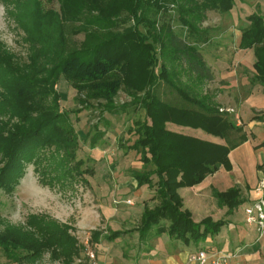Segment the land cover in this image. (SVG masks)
Listing matches in <instances>:
<instances>
[{
  "label": "rangeland",
  "instance_id": "obj_1",
  "mask_svg": "<svg viewBox=\"0 0 264 264\" xmlns=\"http://www.w3.org/2000/svg\"><path fill=\"white\" fill-rule=\"evenodd\" d=\"M26 1L21 0L20 4L23 5ZM41 2L45 12L55 11L60 14L59 0ZM260 9L264 14V0H246L245 3L236 1L235 8L227 14L206 11L204 19L197 25V34L192 35L193 37L183 23V14L176 4H170L167 12L163 11L158 15L150 12L148 16L154 23L148 25L143 23L137 26V21L125 13L112 25L105 27L103 24L89 23L97 14L85 13L80 15V20L64 22L62 31L68 48L74 49L81 46L88 33L110 32L123 35L127 30H137L136 27L144 34L149 32L151 38L157 39L156 50L160 54V63L165 66L168 79H161L159 68L155 70L158 80L153 90L157 98L174 105L182 101L178 92L181 90L193 99L213 103L224 117L228 116L231 122L243 128L254 114L264 119V112L256 113L252 108L256 101L252 97L261 96L263 92L255 78V52L244 51L239 47L240 29L247 26L249 16ZM22 13L25 14L12 3L0 4V52L11 58L22 75L46 77L55 64V55L58 54L52 43H58L59 38L53 36L57 37L59 31L50 33L48 30L53 41H41L34 37L37 33L30 32L34 28L31 22L20 18ZM163 27H171L177 36L197 46L200 56L213 74L212 80H199L186 66L172 60L169 48L162 50V44L167 42ZM43 66L47 73L43 71ZM54 89L61 95L60 112L70 114L78 135L77 157L84 160L80 170L83 174L63 178L60 175L74 163L59 165L60 156L54 148L43 151L39 163L26 165L24 176L11 192L0 187V233L9 228L31 230L29 221L33 216L68 226L69 234L76 239L79 250L78 255L73 257L72 264H92V256L98 262L99 255H106L108 264H146V260L140 258L150 251L148 244L151 243L152 246L156 244L163 247L159 258H165L168 247L176 252L182 251L185 246L166 235L161 239L154 238V232L149 237L145 236L147 238L144 240L140 238L143 202L152 192L147 186L137 188L132 183L134 172H141L145 168L131 146L134 143L135 136L132 132L136 130L135 124L146 119V112L139 103L144 92L136 95L124 87L110 104L106 100L91 99L86 93L78 94L62 77L58 79ZM4 93L5 89L0 86V102ZM51 101L52 97L49 98V104ZM6 111L0 109V168L6 163L1 152V138L9 137L7 129L22 124L20 115ZM147 122L151 124L150 120ZM168 128L216 144H226L224 140L203 131L174 124H168ZM250 131L248 128L244 130L243 134L249 137L248 141L232 152L230 170L221 168L208 176L196 187L197 191L202 192H181L184 209L191 212L196 222L211 218L214 222L224 221L227 224L218 235L210 238L214 240L217 252L227 253L232 250V253H240V246L258 244L256 241L260 238V227L257 224L249 225L245 214V210L252 205V191L258 193L264 182V170H260L264 163V147L260 149L257 146L259 141L253 139ZM99 132L104 136L92 146L93 138ZM241 135L242 133H234L233 140L238 142ZM231 188L240 189V198L244 201L230 214L228 206L219 204L215 191L226 192ZM156 204L152 203L151 206ZM96 232L100 234L98 241L93 237ZM114 233L120 235L108 239ZM238 233L242 241L238 239ZM227 238L231 240L229 250L227 245L224 246ZM261 244L264 247V240ZM208 245L206 241L199 247L189 248L195 253L201 246ZM261 258L262 262L252 264H264L262 252ZM0 264L14 263L7 261L0 252ZM23 264L67 263L63 256L56 257L50 250L38 261Z\"/></svg>",
  "mask_w": 264,
  "mask_h": 264
},
{
  "label": "trees",
  "instance_id": "obj_2",
  "mask_svg": "<svg viewBox=\"0 0 264 264\" xmlns=\"http://www.w3.org/2000/svg\"><path fill=\"white\" fill-rule=\"evenodd\" d=\"M59 1L60 14L55 11L45 12L41 0H27L23 5L20 4L21 0H0V4L12 3L20 12H25L20 18L31 22L34 28L30 32L37 33L34 36L37 39L53 41L49 34L59 31L57 37L53 36L59 38L58 43L51 42L58 54L46 77L22 75L11 58L0 52V86L5 89L0 109L20 115L22 120L21 125L7 129L8 138H1V152L6 163L0 168V187L11 192L24 176L26 165L39 163L42 152L51 148L60 156L59 165L74 163L60 176H82L80 170L84 160L77 157L78 135L70 114L60 112L61 95L54 89L61 77L78 94L86 93L91 99L106 100L110 104L124 87L136 95L144 92L139 103L146 112V119L135 124L131 148L145 169L134 172L132 178L137 188L149 187L153 192L149 200L157 201V204L144 208L140 238L144 240L147 238L145 236L149 237L155 232L154 238L166 235L181 245L199 247L202 242L218 235L227 224L224 221L214 222L211 218L196 222L191 212L184 209L180 190L200 185L221 168L230 170L231 152L248 141L243 128L231 122L228 116L224 117L213 103L193 99L181 90L178 92L182 101L174 105L157 98L153 90L158 80L155 70L159 68L161 79H167V74L156 50L157 39L151 38L149 32L144 34L136 27L137 30H127L123 35L88 33L81 46L74 49L68 48L62 27L64 22L80 20V15L85 13L97 14L89 23L103 24L105 27L112 25L125 13L137 21V26L143 23L148 25L154 23L148 16L150 12L158 15L167 12L170 4H176L183 14V23L193 37L206 11L231 13L236 1L245 3L246 0ZM248 22L247 26L240 29L239 47L244 51L254 50L255 78L264 93V14L261 9L249 16ZM162 30L167 38V42L162 44V50L169 48L172 60L186 66L199 80L213 79L210 68L195 44L177 36L171 27H163ZM43 71L48 72L44 66ZM50 97L51 104L48 102ZM168 124L203 131L224 140L226 144L182 134L169 129ZM234 133H242L238 142L233 140ZM103 136L99 132L93 138L92 146ZM261 169L264 170V163ZM215 195L221 206H228L230 214L244 201L240 198V189L231 188L226 192L216 190ZM29 225L31 230L9 228L0 233V252L7 261L14 264L34 263L51 250L53 255H61L67 264H72L79 250L76 239L69 234L68 226L34 216ZM119 235L114 233L108 239ZM99 236V233H94V240L98 241ZM148 249L151 251V246ZM199 250L208 254L217 253L215 245L201 246Z\"/></svg>",
  "mask_w": 264,
  "mask_h": 264
},
{
  "label": "crops",
  "instance_id": "obj_3",
  "mask_svg": "<svg viewBox=\"0 0 264 264\" xmlns=\"http://www.w3.org/2000/svg\"><path fill=\"white\" fill-rule=\"evenodd\" d=\"M252 99L253 100L256 99L255 104L252 107L255 110V112L256 113L257 112H259V113L260 112H264V93L262 92L261 96H257L256 98L252 97ZM262 120H264V119H262V116L254 114L250 118V120L247 123H245V126H243V131L246 130V128H248V130H251L249 132V134H252L251 136L253 137V139L255 141L256 140L259 141V144L257 146H260L259 147L260 149L264 147V122ZM248 139H249V137H248ZM232 152H231V154H232ZM231 154H230V156H231ZM132 183L134 184V187H136V183L135 182H132ZM197 186L192 187V188L181 189L180 190L181 196L183 197V195L181 193L182 191H186V192L192 191L194 193L202 192V190L197 191V189H196ZM152 194H153V192H152ZM152 194H150V197L143 202V207L144 208L145 207H152L151 206L152 203H157V201H150L149 200L152 197ZM258 197H259V194L256 193L255 191L254 192L252 191L250 202H253ZM237 237H238L239 240L242 241L241 235L239 233H238ZM159 239H161V238H159ZM229 239L230 238H227L226 242L224 243V246H226V245L228 246V250H229V248L231 246V240H229ZM263 240H264V237L260 241H259V239L256 241L258 244H251V245L243 244L242 246H240V248H239L240 253H238L236 258L232 259L230 264H252V263H255V262L256 263L257 262H262L263 259L261 258V252L264 253V247H262L263 245L261 243L263 242ZM207 241H208L209 245H215L213 243L214 240L212 241L210 239V240H207ZM148 245L151 246V251L147 252L145 257L142 256L140 258V259H145L146 260V264H184L187 261L188 257L193 253V251L190 250V248L188 246H185V247H188V248L184 247V249L182 251H179V252L173 251L172 248L168 247L166 249V254L167 255L163 259L162 257L159 258L163 247L160 248L156 244H155V246H152V243L148 244ZM165 248L166 247H164V249ZM231 251L232 250H229L228 252L230 253ZM164 254H165V252H164ZM97 261H98V264H99V262L103 263V264H108V260L106 258V255H99L97 257Z\"/></svg>",
  "mask_w": 264,
  "mask_h": 264
},
{
  "label": "built area",
  "instance_id": "obj_4",
  "mask_svg": "<svg viewBox=\"0 0 264 264\" xmlns=\"http://www.w3.org/2000/svg\"><path fill=\"white\" fill-rule=\"evenodd\" d=\"M258 194L260 198L245 210V214L249 225L257 224L260 227V238H262L264 237V182L261 184ZM128 203L130 204L131 201H128ZM237 255L238 252L226 253L221 251L208 254L204 250H199L191 254L184 264H230ZM92 258V264H98V262H95V256H92Z\"/></svg>",
  "mask_w": 264,
  "mask_h": 264
}]
</instances>
